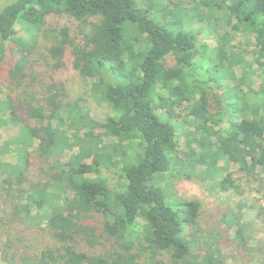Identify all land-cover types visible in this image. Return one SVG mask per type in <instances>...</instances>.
<instances>
[{
  "label": "trees",
  "instance_id": "1",
  "mask_svg": "<svg viewBox=\"0 0 264 264\" xmlns=\"http://www.w3.org/2000/svg\"><path fill=\"white\" fill-rule=\"evenodd\" d=\"M165 2L8 0L0 6V107L9 115L3 123L20 131L3 151L19 145L17 163L0 160V264H228L218 237L204 240L203 253L194 251L201 204L173 202L156 182L167 174L216 179L220 192L243 196L244 181L264 199V0ZM63 19L78 34L68 26L42 33L47 22ZM194 19L216 33L213 48L204 44L199 53ZM228 26L254 35V47L245 52ZM67 66L84 78L100 77L91 94L108 106L103 122L80 99L68 101L57 77ZM223 114L228 128L220 131ZM65 151L72 153L65 163L53 160ZM221 161H233L237 177L228 172L218 179ZM103 166L118 178L112 188ZM98 217L101 235L93 225ZM231 221L236 249L253 250L251 226L241 215Z\"/></svg>",
  "mask_w": 264,
  "mask_h": 264
},
{
  "label": "rangeland",
  "instance_id": "2",
  "mask_svg": "<svg viewBox=\"0 0 264 264\" xmlns=\"http://www.w3.org/2000/svg\"><path fill=\"white\" fill-rule=\"evenodd\" d=\"M8 0H0V6H2ZM138 3L143 7H150L155 5V1L165 0H137ZM235 0H226L227 3H231ZM166 3V2H165ZM168 4V3H167ZM172 8V4H170ZM191 10V9H190ZM189 10V11H190ZM192 13V14H191ZM193 15V12H190V16ZM187 21V20H186ZM189 22V20L187 21ZM188 25V24H186ZM64 26H68L70 32L73 34H78L79 28L75 23H70L66 19L53 22V24H48V22L43 25L42 33L48 34L52 33L51 29H61ZM191 27L193 30H199V44L200 49L199 53L203 51L204 44H208V47L213 48L215 46L214 37L216 33L208 34L207 28L203 23H199L196 19L191 21ZM223 28L220 25V29ZM19 29V26H17ZM20 30V29H19ZM226 30L236 38V42H240L244 45V50L250 51L255 45L254 35H249L243 32H236L232 29L231 26L226 27ZM41 32L38 33V40H43ZM20 35L28 39V34L24 31H20ZM249 42V43H248ZM203 57V65L206 67L212 66L211 58L213 57V51H206ZM245 55V54H244ZM248 57V56H247ZM215 60L213 61L214 64ZM42 70V69H41ZM51 76V73L49 72ZM58 79L65 82L66 93L68 95V101L80 99V105L85 107L91 115L97 121L103 122L108 114V106L105 103L97 102L96 99L92 96L91 88L94 83L99 82V76L94 72L91 77L84 78L80 75L78 71L67 66L58 74ZM228 85V84H227ZM230 85V83H229ZM261 85V80L259 77L256 78L254 88L258 89ZM217 91H222L219 87ZM0 97L5 98V95L0 92ZM160 113V111H157ZM222 120L220 121L217 129L222 131L228 128V116L226 114L222 115ZM9 115L4 112L0 107V160L1 164H12L17 163L18 161V151L17 147L19 145L14 144L9 147L6 152H3L6 149L8 141L17 138L20 135V131L17 125L11 123H3L8 120ZM97 133H102L101 130H98ZM70 134H74L71 130ZM79 135H84V131H81ZM104 142L105 139L103 138ZM180 145L184 146L183 138L180 139ZM70 151H65L62 153H56L53 156V160H59L65 163L71 156ZM92 160H86L87 163H90ZM221 171L217 175L218 179H222L228 172H231L234 175V178L237 177L236 170L237 165L233 162H224L221 161L218 163ZM3 168V167H2ZM0 167V195L2 180L5 177V173L1 171ZM101 174L108 177L110 180L109 186L112 188L114 183L117 181V176L114 170L109 167H102ZM242 188L245 189V194L242 196L236 193L235 190L222 193L220 192L217 186V180L213 179L208 182L201 181L191 176H183L182 174H176L175 177L166 175L161 182H156V186L166 188L173 202L179 199L186 200H195L201 204V215L199 218L201 231L197 233L198 242L195 243L194 251L203 253L206 249V244L204 240H208L210 243H214L215 237L220 238V247L222 256L226 258L228 264H264L260 260L261 256L264 257V199L255 192V187L241 182ZM3 198V197H2ZM1 203V196H0ZM241 215L243 223L247 222L251 226V231L253 234V250L247 252H239L236 249L237 239L234 237L235 228L232 225V215ZM4 212L2 211V204H0V218L4 217ZM103 219L98 217L94 220L93 225L97 226L96 233L98 235L102 234ZM187 234L191 232V228H185ZM0 236L1 233H0ZM4 241L3 237H0V247H2ZM256 247L260 250L256 251ZM103 248V247H102ZM102 248H97L94 252L102 251Z\"/></svg>",
  "mask_w": 264,
  "mask_h": 264
}]
</instances>
